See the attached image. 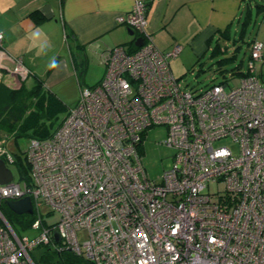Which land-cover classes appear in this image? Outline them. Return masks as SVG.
<instances>
[{"label":"built area","instance_id":"built-area-1","mask_svg":"<svg viewBox=\"0 0 264 264\" xmlns=\"http://www.w3.org/2000/svg\"><path fill=\"white\" fill-rule=\"evenodd\" d=\"M145 12L138 0L116 18L142 44L107 49L101 80L80 89L51 135L30 138L28 180L0 185V264H37L31 252L40 247L86 264H264V83L255 68L264 42L250 43L239 85L192 92L170 68L180 47L157 48ZM13 72L28 74L20 62ZM154 126L165 127L163 144L174 150L160 182L140 157ZM225 139L236 152L216 145ZM23 197L32 203L22 214L32 218L31 235L1 209ZM41 205L60 219L47 224Z\"/></svg>","mask_w":264,"mask_h":264},{"label":"crops","instance_id":"crops-1","mask_svg":"<svg viewBox=\"0 0 264 264\" xmlns=\"http://www.w3.org/2000/svg\"><path fill=\"white\" fill-rule=\"evenodd\" d=\"M136 1L0 0V82L14 76L17 62L30 72L27 81L34 84L40 78L56 96L65 89V84L59 89L58 84L72 80L79 90L71 108L82 87L95 85L103 77L102 54L107 49L137 46L136 33L131 35L129 27L116 20ZM141 1L147 4L145 30L161 51L181 43L182 50L199 62L212 41L215 44L209 58L227 50V46L221 47L224 42L236 51L250 26L253 33L247 42L249 48L253 40L264 42V0ZM96 62L104 67L102 77L95 83L82 84L80 79L83 81L90 65ZM255 68L264 83V55Z\"/></svg>","mask_w":264,"mask_h":264},{"label":"rangeland","instance_id":"rangeland-1","mask_svg":"<svg viewBox=\"0 0 264 264\" xmlns=\"http://www.w3.org/2000/svg\"><path fill=\"white\" fill-rule=\"evenodd\" d=\"M252 33L253 28L250 26L247 30L244 42H242L241 46L236 51H234L231 44H226L224 42L221 44V47L223 48L224 46H227V50L225 52L218 53L212 58H209L211 54V47L215 44V41H212L209 49H204V53L199 56V62H197L198 58H192L191 55L187 53L186 49L182 50L183 45L180 43L178 46L180 47V51L182 50L183 53L180 52L179 55L170 59V68L172 69L174 76L179 78L182 88L185 90L199 92L211 86L212 84L217 83H225L227 85V90L236 87L240 83V76L233 75L230 69L241 63L242 69L247 70L250 56V48L247 42L250 39V35ZM218 58L226 59V64L223 65L224 69L226 70L224 74L214 71L217 67L215 64L211 65V63H213V61ZM103 69L104 67L100 62L90 65L89 70L84 75L83 81L80 79V82L82 84H92L97 82L102 77ZM27 77L28 76L26 75L24 78ZM64 84L65 89L62 91L61 95L58 94L57 116H53L52 119H50V117L48 119L44 118V120L41 121L47 126V130L52 131L58 126L57 124L61 121V119L67 113L69 106H71L76 99L77 91L79 90L77 82L76 84H73L72 80H65L63 83L61 82L58 84V89ZM27 85L31 86L32 84L30 81H27ZM165 138L166 129L164 126H154L149 128L145 133L140 150V157L145 171L148 177L156 182L161 181V175L163 171L169 168L173 162L172 155L174 150L163 144ZM29 144L30 138L27 136L10 138L6 141L5 152L0 154V158H6V160H3L6 162L7 167L12 171L14 181L20 182L21 185H23L24 182L28 180L27 177L29 162L27 156L25 155V151ZM223 144L229 145L233 152L237 151L236 144L230 143V141L227 139L216 143V145ZM7 154L11 155L10 157L12 161L8 158ZM218 188L219 185L216 182L210 183L209 189L212 193ZM1 209L6 216L9 214L10 210L6 204H1ZM39 210L43 220L47 224H53L60 219V214L56 211H52L50 207L46 205H41ZM21 216L26 218V215H20V217ZM19 220L20 219H17L12 223L15 230L20 234L31 235L32 232L29 228V224L23 227L24 225L20 224ZM78 236L80 240H82L86 238L87 233L85 230H82L79 232ZM42 248H37L31 252L32 257L36 262H38L39 254L41 252L40 250ZM79 264H85V262L81 261Z\"/></svg>","mask_w":264,"mask_h":264},{"label":"trees","instance_id":"trees-1","mask_svg":"<svg viewBox=\"0 0 264 264\" xmlns=\"http://www.w3.org/2000/svg\"><path fill=\"white\" fill-rule=\"evenodd\" d=\"M212 64L217 67L214 71L225 73L226 70L223 67L226 64L225 58H218ZM230 71L233 75L247 74V71L241 70L240 64L235 65ZM30 75L28 71L27 76ZM28 77L22 78L14 74L9 78L10 80L0 82V144L4 147L10 138L22 136L47 138L55 130H47V126L41 121L44 118L52 119L53 116H57L58 96L47 88L38 77L34 84L28 86ZM3 159L6 160L5 157ZM6 217L11 223L20 219L19 222L24 225L23 227L28 225L32 219L29 215L23 218L11 211ZM40 251L37 264H79L81 261L85 262L69 251L58 253L49 250L48 247H43Z\"/></svg>","mask_w":264,"mask_h":264},{"label":"water","instance_id":"water-1","mask_svg":"<svg viewBox=\"0 0 264 264\" xmlns=\"http://www.w3.org/2000/svg\"><path fill=\"white\" fill-rule=\"evenodd\" d=\"M251 6L252 4L249 3ZM128 32L132 35L134 34V31L131 28L127 29ZM135 44L137 46L142 44V38H136ZM13 174L12 171L7 167L5 161L0 158V185H5L13 181ZM8 209L15 213L16 215H22V214H31L33 211L32 203L29 197H23L18 200H7L5 201ZM56 240L59 241V236L55 234Z\"/></svg>","mask_w":264,"mask_h":264},{"label":"flooded vegetation","instance_id":"flooded-vegetation-1","mask_svg":"<svg viewBox=\"0 0 264 264\" xmlns=\"http://www.w3.org/2000/svg\"><path fill=\"white\" fill-rule=\"evenodd\" d=\"M13 181H14V178H13ZM13 181H12V182H13Z\"/></svg>","mask_w":264,"mask_h":264}]
</instances>
